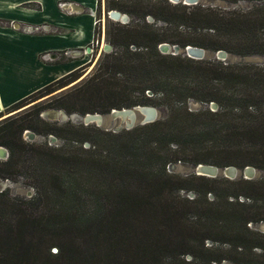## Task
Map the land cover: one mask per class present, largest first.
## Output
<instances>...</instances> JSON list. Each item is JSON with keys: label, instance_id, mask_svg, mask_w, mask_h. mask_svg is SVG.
Returning <instances> with one entry per match:
<instances>
[{"label": "trees", "instance_id": "trees-1", "mask_svg": "<svg viewBox=\"0 0 264 264\" xmlns=\"http://www.w3.org/2000/svg\"><path fill=\"white\" fill-rule=\"evenodd\" d=\"M253 1L245 9L108 1L130 19L108 21L112 49L93 70L34 105L30 117L0 119V145L8 150L0 177L21 176L35 188L30 196L0 189V264H264V232L252 226L264 221V175L229 178L169 168L189 161L264 170V64L159 48L165 41L264 54V0ZM82 71L70 70L5 110L69 84ZM189 99L217 107L192 109ZM136 104H163L168 111L117 131L49 123L39 115L48 105L84 114ZM35 121L45 125L38 131L63 142L24 140L23 129Z\"/></svg>", "mask_w": 264, "mask_h": 264}, {"label": "crops", "instance_id": "crops-1", "mask_svg": "<svg viewBox=\"0 0 264 264\" xmlns=\"http://www.w3.org/2000/svg\"><path fill=\"white\" fill-rule=\"evenodd\" d=\"M58 1L0 0V19L20 23L0 24V111L79 66L77 56L50 61L55 50L77 55L88 49L98 0H65L62 6ZM23 23L41 26L24 29Z\"/></svg>", "mask_w": 264, "mask_h": 264}, {"label": "rangeland", "instance_id": "rangeland-1", "mask_svg": "<svg viewBox=\"0 0 264 264\" xmlns=\"http://www.w3.org/2000/svg\"><path fill=\"white\" fill-rule=\"evenodd\" d=\"M108 1H110V0L98 1V6H99L98 8L99 9L93 13L94 19H95L94 23H95L96 28H95V35L93 36V39L91 41L92 43L88 46L89 50L86 49V51H84L82 54H80V52H78V53L76 52L77 55H75V53H73V51H69V52L67 51L68 54H66V55L70 56V58L77 56V60H76L77 62L76 63H78V65L81 66V69L83 70L82 71L83 73L81 76H86L90 71L93 70V68L96 66V63H97L101 53H103L104 51H109L112 49V48L109 50L105 49V45L107 43H109L106 39V36H105V30H106L108 21L112 19L108 16V13H107L108 10L111 9V8H108V6H107ZM170 1H172V0H170ZM172 2H174V1H172ZM181 2H182V0H181ZM197 2H203L204 4L218 5V6H222V7H236V8L245 9V8L251 6L255 1H253V0H239L237 2H230L227 0H198ZM120 11L124 12L122 10H120ZM124 13H127V12H124ZM127 15L129 16L128 13H127ZM129 19H130V16H129ZM148 19L153 20L152 18H149V17H148ZM112 20L120 21V20H115V19H112ZM120 22H122V21H120ZM8 23L9 22H6V23L0 22V24H8ZM159 23H162V21ZM22 26L23 27L28 26V28H30L29 25H27L25 23H23ZM36 27H40V26H36ZM170 44L172 46V44H176V43H170ZM172 49L173 48L171 47L170 50H172ZM205 50H206V52L203 56L205 58H207V57L212 58V57L218 56L216 54V51H213L211 49H206V48H205ZM180 52H182V48H180ZM41 56H42V54H40V57ZM217 58L225 59V60L233 61V62H247V63L264 64V54L240 55V54L227 53L225 55V58H221V57H217ZM66 85H68V84H66ZM66 85H64L63 87H65ZM63 87H60V88L56 89L55 91H53L47 95H44V96H42L36 100L30 101V102L26 103L25 105L15 109V110H11V111L4 110L2 112V114L0 115V119L6 117L8 115L14 116L16 114H20V116H21V115L30 114L34 105H36L37 103H47L52 98L57 97V95L60 93L58 91L64 89ZM67 87H65V88H67ZM49 95H51V96H49ZM210 103L207 105V104L203 103L202 101L195 100V99H189L187 101V105L192 109H197V108L204 107V106H211ZM154 106H156L158 109L157 117H164L166 115L168 109L165 105L161 104V105H154ZM216 107H217L216 103L214 106H211V108H216ZM60 110H63L64 112H62ZM76 114L80 115V113H78V112L67 113L63 108H56V107H53L51 105L45 106L39 112L40 117L49 123H52V122L61 123V122L67 121V120H70L73 122H81V121H79L80 119L77 118ZM28 117H30V116L28 115ZM117 123H118V121L114 120V124L111 125V124H109V118H107L106 124L100 125V127L104 128L105 126H108V128L112 129V127ZM44 127H45V125H43L41 122L35 121L33 127H26L23 129V131H22L23 139L27 140V141L47 142L48 144H52V145L61 144L63 142L62 138L57 137L53 133H43V132L38 131L39 129H42ZM26 130H29L32 133H34V136L30 137V135L28 133H25ZM50 135H52L54 138L52 139L50 137ZM0 158H4V157L2 155H0ZM209 164H211V163H209ZM194 165L195 164H193L189 161H177L173 164H170L169 168H170V170H172L174 172H177L180 174H187V173L193 172L192 168ZM261 175H264V170L256 168L254 177H258ZM2 181H3V187L9 186L10 191L14 194H18L20 196H30V195L34 194L35 188L32 187L30 184L26 183L24 177L20 176L17 181H13L10 179H2ZM181 192H183L184 194L190 195V196H193V194H194V192H192V191H181ZM252 226L257 230L264 232V221H259V222L253 223ZM206 243L209 245L210 244L221 245V243L212 241L211 239H207ZM222 244L224 246V243H222ZM221 264H233V263L227 259H223Z\"/></svg>", "mask_w": 264, "mask_h": 264}, {"label": "water", "instance_id": "water-1", "mask_svg": "<svg viewBox=\"0 0 264 264\" xmlns=\"http://www.w3.org/2000/svg\"><path fill=\"white\" fill-rule=\"evenodd\" d=\"M174 2H178L181 0H172ZM198 0H182L184 3H195ZM108 16L115 20H120L122 22H127L129 20V16L127 13L121 12L120 10L116 8H111L108 10ZM149 18H151L149 16ZM171 47L173 48L172 50ZM89 48V47H88ZM111 44L107 43L105 45V49L109 50L111 49ZM159 48L163 52H171V53H178L180 51V48L178 44H171L168 42H160ZM182 51L186 53L187 55L194 57V58H201L204 56L206 50L205 48L197 45H191L186 44ZM217 57L225 58V55L227 52L223 49L216 50ZM82 77V76H81ZM78 79L72 81L70 84L66 85L65 87L73 84ZM63 87V88H65ZM211 106H214L215 103L211 101ZM64 112L63 110H60ZM65 115V114H64ZM158 115V109L154 105L149 104H136L130 107H122V108H112L110 111L106 113H100V112H86L84 114H76L77 118H79L82 123L88 124V123H95L97 126L105 125L106 119L109 118V124L113 125L114 120H117L118 123L115 124L112 129L108 128V126H105V129H111L113 131L120 130L122 128H131L136 124H143L146 122L153 121L159 117ZM25 133H28L30 137L34 136V133H32L29 130H26ZM50 137L53 139L54 137L50 135ZM0 155L3 157H6L8 155V150L0 145ZM256 168L252 165H245L244 167H237L235 165H226V166H217L214 164H207L199 162L195 164L192 168V171L197 174H204L208 176H217V175H223L229 178H237V177H244V178H252L254 177ZM3 181L0 178V189H3Z\"/></svg>", "mask_w": 264, "mask_h": 264}, {"label": "flooded vegetation", "instance_id": "flooded-vegetation-1", "mask_svg": "<svg viewBox=\"0 0 264 264\" xmlns=\"http://www.w3.org/2000/svg\"><path fill=\"white\" fill-rule=\"evenodd\" d=\"M57 4L59 5V6H62V5H64L65 4V0H59L58 2H57ZM95 11H97V9H95V10H93V12H95ZM0 22L1 23H6V22H9L8 24L11 26V27H16V28H19L20 27V23L19 22H17V21H11V20H3V19H0ZM25 24H29L30 25V27H32V29L34 30V29H39L40 27H36V26H41V23L40 24H37L36 26H34L33 25V23H25ZM18 25V26H17ZM33 25V26H32ZM23 27V26H22ZM24 29H26V28H28V26H26V27H23ZM31 29V30H32ZM92 43V42H91ZM90 43V44H91ZM54 53L55 54H53V57H50L51 59H50V61H56V60H62L63 58H64V56H66V53H67V50H63V51H54ZM63 53V54H62Z\"/></svg>", "mask_w": 264, "mask_h": 264}, {"label": "bare ground", "instance_id": "bare-ground-1", "mask_svg": "<svg viewBox=\"0 0 264 264\" xmlns=\"http://www.w3.org/2000/svg\"><path fill=\"white\" fill-rule=\"evenodd\" d=\"M32 28V27H31ZM89 50V49H88Z\"/></svg>", "mask_w": 264, "mask_h": 264}]
</instances>
